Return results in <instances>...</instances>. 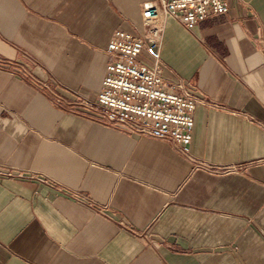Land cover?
<instances>
[{"label": "crops", "instance_id": "0c3cea01", "mask_svg": "<svg viewBox=\"0 0 264 264\" xmlns=\"http://www.w3.org/2000/svg\"><path fill=\"white\" fill-rule=\"evenodd\" d=\"M145 1L0 0V264H264V0L163 23L189 155L79 101Z\"/></svg>", "mask_w": 264, "mask_h": 264}, {"label": "built area", "instance_id": "2783aa9c", "mask_svg": "<svg viewBox=\"0 0 264 264\" xmlns=\"http://www.w3.org/2000/svg\"><path fill=\"white\" fill-rule=\"evenodd\" d=\"M228 9L227 0L143 2V29L114 31L106 49L102 87L94 100L80 97L79 101L132 132L170 139L189 155L198 99L184 80H170L165 75L161 56L163 23L172 18L191 30L207 16Z\"/></svg>", "mask_w": 264, "mask_h": 264}]
</instances>
